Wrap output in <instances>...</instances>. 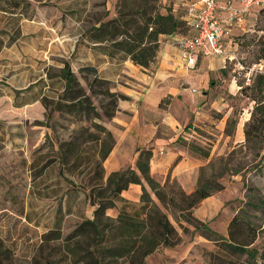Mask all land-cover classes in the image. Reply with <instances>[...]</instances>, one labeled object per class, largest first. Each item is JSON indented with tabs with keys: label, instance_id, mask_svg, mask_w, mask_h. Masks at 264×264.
Listing matches in <instances>:
<instances>
[{
	"label": "trees",
	"instance_id": "16d2710c",
	"mask_svg": "<svg viewBox=\"0 0 264 264\" xmlns=\"http://www.w3.org/2000/svg\"><path fill=\"white\" fill-rule=\"evenodd\" d=\"M44 1L47 2L0 0V15L6 19V27H13L18 34L20 23L32 18L35 4ZM110 1L113 0H95L88 11L91 0H81L80 7L68 14H74L82 22L79 44L102 50L111 59L129 60L148 69L156 60L162 36L189 33L188 21L176 0H115L111 17L106 10ZM97 8L104 11L99 17L95 14ZM2 35H8L6 28L0 31V39ZM23 38L18 35L12 42ZM234 38L229 34L230 46ZM61 64L57 71L48 70L45 80H38L22 91L11 90L14 108L24 106L25 96L21 94L29 93L48 111L47 117L57 113L68 116L70 124H85L68 142L58 144L57 149L48 142L35 153L30 166L38 173L30 183L29 193L39 202L23 216L27 222H32L34 209L48 207V203L44 205L39 200L41 195L62 186L68 198L77 192L85 194L88 204L94 208L93 219L76 223L71 232L63 235L64 213L59 202L55 209L62 215L55 218L52 228L36 241L39 244L23 239L19 258L28 264H63L67 260L71 264H146V259L160 248L176 247L181 241L178 230L185 232L189 226L193 232L215 243L218 253L210 255V264H238L241 257L245 258L242 264H264V243L256 245L261 227L251 220L255 218L254 212H264L263 198L252 193L246 195L243 206L228 223L226 236L214 232L193 216V210L203 200L223 189L218 181L222 176L220 169H225L222 159L219 168L212 161L200 167L195 187L189 192L169 175L163 182L150 175V150L138 152L135 167L139 174L130 168L113 172L104 181L102 162L114 145V138L102 123L103 118L113 116L121 96L110 91V83L100 79L94 68L84 66L74 70L70 60H62ZM100 85L106 87L104 92L96 89ZM253 88L258 95L264 92L263 74L257 76ZM7 91V85H0V96ZM231 122L235 127L237 121ZM263 134L264 102H259L243 126V136L245 142L253 137L264 141ZM99 141L100 149L96 152ZM86 143L89 146L83 147ZM188 147L190 152L208 159L209 153L198 145L190 143ZM54 176L58 179L47 182ZM130 184L141 186L138 203L120 198ZM116 203L120 204L116 218L108 217L106 212L116 208ZM72 208L73 204L68 201L63 209L69 212ZM6 251L11 250L0 238V255Z\"/></svg>",
	"mask_w": 264,
	"mask_h": 264
},
{
	"label": "crops",
	"instance_id": "0c3cea01",
	"mask_svg": "<svg viewBox=\"0 0 264 264\" xmlns=\"http://www.w3.org/2000/svg\"><path fill=\"white\" fill-rule=\"evenodd\" d=\"M43 3L35 4L32 18L23 20L19 28L21 29L24 23L25 27L27 24L33 23L38 16L39 8L54 6L55 10H58L57 12L61 14V19L66 23L65 25L69 28L66 30L67 37L62 40L63 44L55 51L56 55H54L50 52L49 41L45 39L42 33L43 30L32 32L30 37L29 35L24 36L20 34V36L24 37L23 40L30 38L32 43L33 39L40 36L43 43L39 45V48L26 50L28 53H24L20 58L16 57V61L11 60L14 67L17 68L19 66L17 70L4 74L0 72V80L3 74L2 76L7 77L5 80L8 82V91L3 96H0V98H6L11 105L14 99L11 90L22 91L36 84L38 80H45L48 70L54 72L62 67V60H70L74 70H78L84 66L92 67L97 71L100 79L110 83V91L121 96L117 101L113 116L110 119L103 118L102 125L114 138V145L106 159L102 162L104 181L111 173L130 168L139 174L135 167L138 152L150 150L152 152L149 164L150 175L159 182H163L166 176L169 175L170 179H175L183 190L186 192L191 191L195 187L198 168L202 165V161L190 154L188 148L183 143L194 138L195 129L201 127L203 122L209 120L210 111L215 110L219 112L217 110L225 108L226 102L223 98L225 92L232 95L238 90L239 85L237 80L234 79L231 71H228L231 67L230 65L234 66V63L231 60L220 57L199 56L193 69L203 70L205 67L206 72L210 73V83L203 92L204 100L201 103H185L180 98L184 82L179 78L181 72L186 70V67L180 58L178 49L174 45L176 34L161 37L156 60L150 68L145 69L132 64L129 60L120 62L109 58L102 50L90 49L85 45L79 44L82 22L74 14L70 15L68 12L76 11L81 5V0H58L57 3H51L50 0H47V2L44 1ZM233 6L236 7L237 4L235 3ZM223 7V3H220L216 16L224 21L227 13ZM90 9V3H88L87 10L90 11ZM106 10L112 16L113 4L111 1L107 3ZM258 11L253 10L252 16L257 17ZM255 22L249 19L245 26L236 27L225 21L224 26L229 30L230 35L241 36L251 31V27ZM228 44L230 45L229 41ZM232 55V57L235 56L234 53ZM49 56L52 57L49 59ZM56 56H58L57 59H54ZM260 61L263 63V59ZM5 66H0V71ZM31 92H35V89L31 90ZM192 93H196V91L194 90ZM21 96H25V105L16 109L36 105L41 106L38 100L35 101L31 97V94H21ZM210 98L214 99L215 105L209 104ZM216 106L217 110L215 109ZM61 117L56 113L52 116V119L57 120ZM226 118L228 117L222 115L220 118L215 117V121H218L220 126L223 125L221 127L222 135L229 138L230 134H225L223 131ZM244 122L239 120L231 135L235 140L237 126L240 125L241 136L240 139L235 140L239 144L243 142ZM97 124H99V121H97ZM70 125L75 126V129L69 133L66 140H59L58 134L55 131L45 129L44 134L46 138L42 141V145L51 142L54 144V148L57 149L58 144L68 142L72 134L80 126H85V124ZM97 145V150L95 148L96 152L100 149V141ZM86 146H89V144L83 145V147ZM55 179H58V177L54 176L47 182ZM53 189L56 190L48 192L46 195L42 194L39 198L43 204L48 203V207L46 209H34L32 222H27L23 216L26 224L38 233L39 238L52 228L54 219L60 217L62 213H64L62 224L63 235L71 232L76 223L85 219H93L94 208L88 204L85 194L77 192L75 196L68 198L63 193L64 189L62 186L61 188L55 186ZM140 194L141 186L130 184L120 194V198L130 203H138ZM30 201L36 203L35 205L39 202L35 197H31ZM68 201L73 204V208L69 212H64V205ZM59 202H61L62 206L61 214H57L55 209ZM119 208L120 204L116 203V208L109 209L106 215L116 218ZM27 213L28 211L25 212V214ZM30 241L32 242L31 239ZM39 243L38 241L35 244ZM165 250H168V248ZM151 256L146 259V264ZM26 262L29 263L28 261ZM63 264L71 263L67 260Z\"/></svg>",
	"mask_w": 264,
	"mask_h": 264
},
{
	"label": "rangeland",
	"instance_id": "374dc122",
	"mask_svg": "<svg viewBox=\"0 0 264 264\" xmlns=\"http://www.w3.org/2000/svg\"><path fill=\"white\" fill-rule=\"evenodd\" d=\"M50 1L58 2V0ZM114 2L115 0L112 1L113 5ZM93 3L95 0H91L90 4ZM57 11L54 6L39 8L34 22L27 24L26 27L24 23L18 34L14 32L13 27H6V19L0 15V31L6 28L8 32L7 36L2 35L3 40L0 39V66L6 65L1 73L17 70L19 66L14 67L11 60L16 61V57L20 58L24 53H28L26 50L39 48L43 43L40 36L33 39V43L30 38L18 40L17 43L12 42L20 34L30 37L32 32L43 30L45 39L49 41L50 52L56 55L55 51L63 44L62 40L67 37L66 30L69 29ZM103 13L102 8H97L95 11L98 17ZM112 13L114 14L113 10ZM256 19L251 31L235 36V41L229 50L231 54H235L231 61L234 66L230 65L228 71L234 75L233 71L237 63L245 68L255 63L261 64L262 70L256 75L253 74L248 84H245L244 79L237 78L238 90L232 95L227 92L223 95L225 108L217 110L216 106L215 109L219 112L210 111L209 120L195 129L194 138L183 143L188 151L187 144L194 143L209 153L208 159H204L189 151L202 161L200 167L212 161L219 168L221 163L219 160H223L225 169H220L222 176L218 180L223 189L213 193L193 210L194 217L222 236H226L228 223L243 206L247 194L252 193L264 199V159L262 158L264 141L253 137L245 142L243 136L241 144L235 142L241 136L240 125L237 126L236 139L231 136L236 128L231 126V121H245V124L250 119L256 103L264 102V92L258 95L253 88L257 76L264 75V10L257 13ZM51 57L49 56V59ZM2 75L0 85H7L8 82L5 80L7 77ZM179 79L184 82L181 100L185 103H201L204 100L203 92L210 83V73L206 72L205 67L203 70L186 68L181 72ZM82 84L84 85V82ZM96 89L104 92L106 87L100 85ZM194 90L196 93H192ZM209 104L215 105L213 98L209 99ZM42 109L43 107L39 105L16 109L6 98H0V128H3L0 131V238L11 250L0 255L2 264H28L18 257L20 243H24L25 238L31 239L34 243L39 239L38 233L26 224L23 214L36 206V203L30 201L29 186L38 171L32 169L30 163L35 153L40 151L42 141L46 138L44 130L51 129L58 134L59 140H66L69 133L75 129V126L70 125L69 117L62 116L53 120L51 116L47 117L48 111ZM222 115L228 117L223 131L225 134H230L229 138L222 135L223 125L220 126L218 121H215V117L220 118ZM252 215H255V218L251 220L261 227L256 241V245H259L264 243V212H254ZM178 232L181 237L180 243L168 250L160 248L152 254L147 264H210V255L218 253L215 243L204 238L199 232H193V228L189 226L185 232L182 230ZM244 259V257L238 258V264H242Z\"/></svg>",
	"mask_w": 264,
	"mask_h": 264
},
{
	"label": "built area",
	"instance_id": "2783aa9c",
	"mask_svg": "<svg viewBox=\"0 0 264 264\" xmlns=\"http://www.w3.org/2000/svg\"><path fill=\"white\" fill-rule=\"evenodd\" d=\"M220 3L227 13L226 19L216 16ZM237 6H233V4ZM178 6L184 11L188 21L189 33L176 34L174 45L179 51L181 60L187 69H193L199 56H215L233 60L228 48L229 30L224 26L227 21L236 27H243L249 19L256 21L252 10H263L264 0H178ZM261 64H253L245 68L236 64L233 77L241 78L248 84L251 77L262 70ZM194 92V91H193Z\"/></svg>",
	"mask_w": 264,
	"mask_h": 264
}]
</instances>
